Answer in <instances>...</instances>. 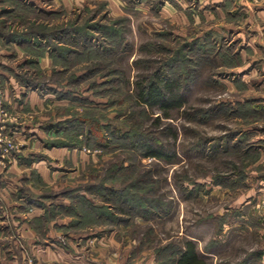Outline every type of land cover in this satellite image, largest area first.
Returning <instances> with one entry per match:
<instances>
[{
  "label": "rangeland",
  "instance_id": "rangeland-1",
  "mask_svg": "<svg viewBox=\"0 0 264 264\" xmlns=\"http://www.w3.org/2000/svg\"><path fill=\"white\" fill-rule=\"evenodd\" d=\"M157 73L169 115L137 99ZM187 241L264 264V0H0V264H177Z\"/></svg>",
  "mask_w": 264,
  "mask_h": 264
},
{
  "label": "trees",
  "instance_id": "trees-1",
  "mask_svg": "<svg viewBox=\"0 0 264 264\" xmlns=\"http://www.w3.org/2000/svg\"><path fill=\"white\" fill-rule=\"evenodd\" d=\"M30 41V40H29ZM179 78L166 74L157 73L150 82H139L137 99L141 105L158 107L169 115L170 110L181 108L185 99L181 92ZM151 156L164 158L167 154L161 148L150 146ZM177 264H209L198 252L193 241H187L185 248L181 251Z\"/></svg>",
  "mask_w": 264,
  "mask_h": 264
},
{
  "label": "crops",
  "instance_id": "crops-1",
  "mask_svg": "<svg viewBox=\"0 0 264 264\" xmlns=\"http://www.w3.org/2000/svg\"><path fill=\"white\" fill-rule=\"evenodd\" d=\"M166 7H168L167 5H166ZM165 7V8H166ZM75 259H76V257H74V261H73V263H82V261H80L79 259H77L78 261H75Z\"/></svg>",
  "mask_w": 264,
  "mask_h": 264
}]
</instances>
